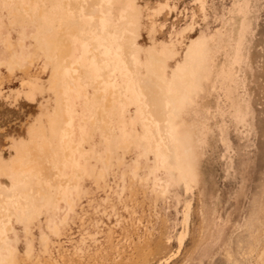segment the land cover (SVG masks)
Returning a JSON list of instances; mask_svg holds the SVG:
<instances>
[{
  "label": "rangeland",
  "instance_id": "374dc122",
  "mask_svg": "<svg viewBox=\"0 0 264 264\" xmlns=\"http://www.w3.org/2000/svg\"><path fill=\"white\" fill-rule=\"evenodd\" d=\"M10 1L0 0V159L7 165L15 161L16 152L11 145L29 143L28 131L39 120L53 143L54 156L60 158L66 133L61 130L56 137L51 135L41 108L46 99L50 107L53 105L52 93L37 94L34 102L24 99L20 89L24 91L27 87L19 83L20 69L15 64L12 74L6 69L10 53L5 43L18 39L19 25L24 20L36 18L34 13L31 17L26 13L23 17L12 15ZM21 1L28 4V0ZM37 1L46 11L45 26L60 27L68 22L80 26L82 35L88 39L85 46L81 44V50L93 71L100 74L105 68L109 75H115L110 82L127 84L124 95L128 105L121 106L114 117L108 115L110 129L121 119L133 122L141 127L136 135L148 143L149 128L139 110V92L118 52L120 33L126 30L117 32V24L124 21L127 10H135L136 24H127L138 26L134 35L137 53L132 56L133 64L140 67L137 76H144V63L150 51H155L165 56L167 83L173 72L185 69L196 83L189 96L191 102H183L177 108L179 113L173 119L176 122L171 136L178 145L185 135L191 136L197 182L185 183L178 169L168 170V166L154 169L153 157L167 161L166 155L147 156L138 152L125 159L114 154L123 162L118 166L114 159L112 167L103 170L102 178L98 177L100 164L84 163L87 179L82 181L77 198L75 190L67 186L50 185L43 204L36 207L28 194L15 191L13 198L4 200V206L0 204V224L3 228L11 224L7 242L19 255L13 264H264V0H245V6L243 0H205L202 11L198 0H100L110 8L100 11L96 22L84 16L81 5L71 10L65 4L70 0ZM238 4L244 14L238 13L235 7ZM156 10L163 12L157 14ZM153 11L157 17L153 13L151 16ZM185 27L186 32L181 34ZM25 30L33 28L30 25ZM73 43L76 45L74 39ZM91 46L100 53L101 67L93 63ZM191 47L198 52L186 56ZM167 49L178 52L177 56L167 58ZM196 54L199 61L195 64ZM234 58L237 62L233 63ZM231 65L238 87L234 97L242 110L239 114L225 97L227 81L221 75ZM39 66L34 70L40 71ZM49 77L48 72L39 74L44 87ZM59 103L68 124L77 129L74 140L83 146L79 136L81 123L71 114L72 108L82 113L81 102L75 99L71 104L59 91ZM204 103H208L206 111L201 109ZM97 131L93 142L103 147L105 135ZM118 133L119 130L116 136ZM23 147L20 166L27 168L29 151L25 149L27 144ZM80 151L87 154L89 149ZM93 154L99 159L103 157L101 150ZM177 158L179 163L187 160L182 148ZM135 162L139 165L135 169L137 178L132 179ZM59 167L61 176L67 174V163L62 162ZM149 171L151 175L157 174L162 185L153 186L152 180L147 185L141 182L139 178L144 179ZM0 182L7 190L17 183L8 178H1ZM162 187L168 189L165 196L159 195ZM141 189L145 190L144 195ZM72 193L76 209L70 212L64 199ZM186 205L189 220L184 224ZM9 207L18 219L9 216L6 209ZM29 211L32 216L27 218ZM65 213L69 215L62 222ZM53 225L59 228L56 234ZM4 234L0 230V237ZM182 234L180 244L178 238ZM28 247L31 251L26 255Z\"/></svg>",
  "mask_w": 264,
  "mask_h": 264
},
{
  "label": "bare ground",
  "instance_id": "6f19581e",
  "mask_svg": "<svg viewBox=\"0 0 264 264\" xmlns=\"http://www.w3.org/2000/svg\"><path fill=\"white\" fill-rule=\"evenodd\" d=\"M243 1L245 6L246 1ZM198 2L200 3L201 11L204 10L205 0H198ZM65 4L73 11L77 10L79 5L83 6L84 16L94 18V22H96L99 17L100 11H105L110 8L105 4H101L100 0H84V2L81 0H70L66 1ZM167 7L163 6L164 9ZM235 7L238 9V13L244 14V10L240 7V4L235 5ZM159 11L156 10L157 14L163 12V10ZM45 12L46 11H44V8L37 0H28L27 5L23 4L21 0L10 1V13H12V15L23 17L26 13L28 14L27 16L31 17L32 13H34L36 18L33 21L29 19V21L26 22V20H24L22 24L19 25L21 33L19 32L18 39L15 41L13 39L9 41L6 40L7 42L4 41L6 42V50L10 53L9 61L7 59L6 69L7 72L9 71L11 73L14 66H12V64H15L20 69L21 72L18 74V78H20L19 83L22 87H27L24 91L20 89L24 99L34 102V98L37 94L42 95L44 92L52 93L53 97L51 100L53 105L50 107L49 99H46L45 103L41 104V108L44 111L42 116L48 126L50 134L54 137H56L61 130L65 131L66 135L62 139L64 148L60 158L54 156L53 143L46 137V127L44 123L39 120L36 127L28 131L29 143L15 142L11 145L16 152L15 161L12 160L10 165H7L3 159H0V179H15L17 182L12 190H7L0 182V204L3 205L6 198H13L14 192L17 191L21 195L28 194L35 206L39 207L43 204L45 197L48 195L49 186L56 184L62 187L67 186L69 189L75 190L73 193H75L74 197L77 198L81 192V186H83L82 181L87 179L84 172V163L91 162L100 164L102 170L98 173V177L102 178L103 170H109L112 167V161L114 159L118 166L122 164L123 161L119 158H115L114 154H120L123 159L132 157L138 152L146 154L147 156H153L159 153L161 155H166L168 158L167 161L162 157L160 159L153 157L152 165L154 169H159L160 166L162 168H167L168 166V170L178 169L181 171L179 174L180 179L184 180L185 183L189 181L196 184L197 174L195 171L196 165L193 160L191 144L193 141L191 136L188 134L185 135L180 139L179 145L175 143L171 136V131L174 129L176 122L173 119L175 116H178L179 113L177 108L183 102H191L189 96L195 90L196 83L189 76L186 69L173 72L171 80L167 83L164 72L166 69L165 56L155 51H150L149 57L144 63V76H137L136 73L139 72L140 67L139 64H133L132 56L137 53V48L134 47V35L136 36L138 26H129L127 24V22H134V24H136L135 10H127L124 21L117 24V32L119 31L120 33L122 29L126 30V33H120L121 38L118 44V52L120 59L134 78L135 90L139 92V110L142 116H144V120L147 124L146 126L149 128L148 134L150 138L148 143H144L142 138L139 137L140 135H136L141 127L133 122H123V119H121L116 127L110 129L111 122H108V115L114 117L115 114L120 111L121 106L128 105V100L124 95V93L127 92V84L122 82H120V84H114L110 82V79L114 78L115 75H109L105 68L102 69L100 74L93 71L92 67L87 65L89 61L85 60L81 50L83 47L82 45L84 44L85 46L88 39L85 35H82L80 26L75 22H68L60 25V27H57L55 24L45 26L43 24V15ZM156 12H151V16L152 13L154 15ZM153 24L151 25L153 26ZM11 25H14V23L11 22ZM30 25L33 31L27 32L25 29L26 27H30ZM191 26H188V29L191 30L193 27ZM242 27L243 23L241 24V28ZM186 29L185 27L181 34L184 33V31L186 32ZM153 30L155 31L154 28ZM73 39L76 41L77 47L73 43ZM237 45H241L240 37ZM171 47H173V45H171ZM192 51L197 53L198 49H192L191 47L186 56L190 55ZM89 53L93 55V63L101 67V65H103L102 59L100 53L94 49V46L89 48ZM167 53V58L169 59H173V57L178 54V52L171 51V49H167ZM233 60V63L237 62L236 58ZM198 61L199 59L196 54L194 56V63L196 64ZM38 66L40 71L34 70ZM231 67L232 65L227 70H222L221 75L223 79L227 81L225 97L231 102L233 111L239 114L242 110L236 97H234V92L238 87L235 83L236 79L233 76V69ZM46 72L50 73V77L45 81L46 86L44 87L39 79V74ZM14 76L16 77L17 75ZM59 91L63 93L67 102L74 104V100L76 99L82 104V108H80L82 111L81 114L77 113V110L74 108L71 109V114L73 117L77 116L76 119L81 123L80 127L82 131L79 136L82 139L83 146L78 145L74 140L77 129L72 124H68L69 122L66 115L62 114V107L59 103ZM207 105L208 103H204L201 105V109L206 111ZM204 128L206 131L207 128ZM97 130L105 135L103 147L93 142L96 140ZM117 130H119V136H116ZM88 131L91 132L90 135ZM132 133L133 135H131ZM25 144H27L25 149L27 148L29 151L30 161L27 168L20 166V162L24 159L23 145ZM85 147L89 149L87 154L80 151L84 150ZM181 148L187 158L184 163H179L177 158ZM100 150L103 153V157L99 159V157L95 156L93 153L99 152ZM60 161L69 165L67 174L63 176L59 174L60 167L58 168V165L62 163ZM135 165L134 171L130 174L132 179L137 178L135 169H137L139 165L137 162H135ZM162 168H160V170H162ZM151 173L152 172L149 171V175L147 174L144 179L139 178L141 182L147 185L150 180H152L153 186L155 184L162 185L161 179L157 178V174L151 175ZM23 177H26L25 180ZM170 177L172 178V175H170ZM186 189H189L188 185H186ZM167 190L165 187H162L159 195L165 196ZM122 191H124V189H122ZM73 193L64 199L68 211L70 212L76 209V204L72 197ZM140 193L144 195L146 192L144 189H141ZM154 195L155 194L152 195L153 198ZM19 201L22 203L20 199ZM6 209L9 216L18 219L13 208L9 207ZM68 215V213H65L61 221L63 222L66 220ZM30 216H32L31 211L27 212V218ZM188 220L189 205H186L183 213L184 224H187ZM0 230H4L5 232V234L0 237V264H13L19 255L16 248L11 246L6 238V235L12 230V226L11 224H6L3 228L0 224ZM58 230V226L53 225L52 231L55 234ZM183 237V234L179 236V243L182 242ZM30 251L31 248L28 247L25 254H29Z\"/></svg>",
  "mask_w": 264,
  "mask_h": 264
}]
</instances>
